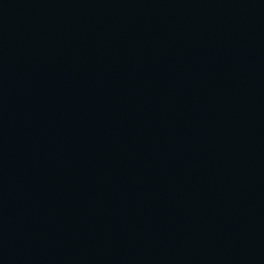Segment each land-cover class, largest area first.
Returning <instances> with one entry per match:
<instances>
[{
	"label": "water",
	"instance_id": "water-1",
	"mask_svg": "<svg viewBox=\"0 0 264 264\" xmlns=\"http://www.w3.org/2000/svg\"><path fill=\"white\" fill-rule=\"evenodd\" d=\"M0 264H264V0H0Z\"/></svg>",
	"mask_w": 264,
	"mask_h": 264
}]
</instances>
